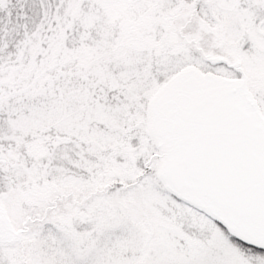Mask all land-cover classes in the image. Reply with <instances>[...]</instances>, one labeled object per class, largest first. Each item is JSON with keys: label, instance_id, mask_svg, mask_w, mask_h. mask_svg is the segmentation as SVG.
Segmentation results:
<instances>
[{"label": "snow or ice", "instance_id": "1", "mask_svg": "<svg viewBox=\"0 0 264 264\" xmlns=\"http://www.w3.org/2000/svg\"><path fill=\"white\" fill-rule=\"evenodd\" d=\"M0 264H264V0H0Z\"/></svg>", "mask_w": 264, "mask_h": 264}]
</instances>
